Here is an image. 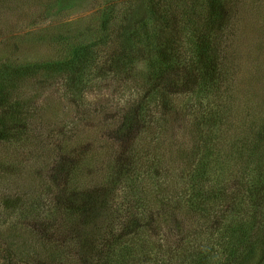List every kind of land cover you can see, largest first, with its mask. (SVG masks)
Here are the masks:
<instances>
[{
    "label": "rangeland",
    "instance_id": "1",
    "mask_svg": "<svg viewBox=\"0 0 264 264\" xmlns=\"http://www.w3.org/2000/svg\"><path fill=\"white\" fill-rule=\"evenodd\" d=\"M164 1L171 3L175 16L178 3L198 13L208 0H0V88L11 92V97L29 100L31 114L35 108L25 136L0 141V248L8 245L14 252L10 260L0 256V264H94L88 243L91 233L118 214L123 222L122 237L129 240L132 236L131 243L146 235L150 251L157 256L168 254L164 250L169 249L172 258H177L180 250L173 249L176 241L191 245L193 239L180 237L192 231L186 223L195 221L193 214H184V198L180 197L183 185L175 174L181 163L176 157L181 152L187 156L196 123L214 106L210 101L223 109L226 123L222 127L230 137H251L264 123V0L227 1L229 20L218 35L222 70L227 71L219 97L213 98L200 88L184 59L181 67L177 65L175 60L184 54L179 51V55L173 46V65L166 74L170 79L165 82L171 93L165 94L163 118L155 112L150 122L130 132H125L115 115L130 98L128 90L133 92L128 81L124 85L122 79H99L89 74L93 83H99L85 92V101L77 107L59 77L37 73L11 78L8 72L12 66L67 59L77 47L96 43L100 55L96 65L107 64L113 52L126 49L140 74L161 38V26L170 30L152 20L155 4ZM107 18L103 28L102 20ZM132 30L142 41L130 49ZM181 46L185 53L188 45ZM153 138L161 152L152 162L158 163L142 177L147 192L144 220L139 218L140 210L124 209L119 202L113 165L132 157L125 156L130 146L147 165L151 153L143 155L141 151L152 145ZM228 175L224 178L230 182ZM77 192L88 195L93 217L67 215ZM160 199L164 201L162 212L157 208ZM168 202L184 215L182 226L181 220L165 215ZM113 210L117 215L108 219ZM263 241L262 234L258 245L262 257ZM202 243L203 237L197 236L196 247ZM260 262L264 264V258Z\"/></svg>",
    "mask_w": 264,
    "mask_h": 264
},
{
    "label": "trees",
    "instance_id": "2",
    "mask_svg": "<svg viewBox=\"0 0 264 264\" xmlns=\"http://www.w3.org/2000/svg\"><path fill=\"white\" fill-rule=\"evenodd\" d=\"M227 1L230 0H208L203 11L198 13H194V8L190 9L184 6V3H178L175 16L171 13L172 5L168 1L155 4L152 20L156 21V24H165L170 30L161 26V38L154 44L153 55H150L146 69L140 74L135 69V60L126 49L113 52L108 57L107 64L96 65L100 57L96 43L77 47L67 59L12 66L8 68V72L11 78L37 73L40 76L46 75L47 78L59 77L61 85L68 90L73 104L77 107H80L79 102L85 101V92L91 86L98 85L99 80L93 83V78L122 79L124 85L128 81L133 92L128 90L130 98L124 101V105L118 108L115 115L125 132H130L137 125L150 122L155 112L162 113L165 94L171 93L166 89L165 82L170 79L166 78V74L173 65L170 54L173 46L179 55L180 52L184 54L178 55L180 58L175 60L177 65L181 67L184 59L185 67L189 73L190 70L193 71L200 88L213 98L220 96L221 81L227 71L222 70L218 35L229 20ZM107 23L108 18L102 20L103 28H106ZM174 25L177 31L171 32ZM157 31L159 32L158 28ZM142 35L149 39L147 34ZM130 36L129 40L133 42L130 49H133L134 45L142 40L134 30L130 32ZM178 37H181V44ZM104 38L109 39L108 34H105ZM182 44L188 45L185 53ZM89 74H92L93 78L89 77ZM168 85L171 87L169 83ZM210 106L213 107L202 114L196 123L187 156L184 152L176 154V160L181 163L175 174L180 176L183 185L180 197L184 198V214H193L192 220L195 221L193 224L185 222L191 225L192 231L184 232L186 236L180 237L193 239L191 245H184L187 242L180 245L176 241L173 249L180 250L177 258H172L169 249L164 250L168 254L157 256L150 251L152 246L145 239L146 235L139 236L131 243L129 242L132 236L129 240L122 237L123 222L120 220V214L117 215V211L113 210L108 219L117 215L114 219L94 228L95 232H90L93 235L88 243L93 249L94 264H151V259L154 264H261L260 261L264 257L260 256L262 251L258 245L262 234L264 237V123L258 126L259 129L251 137L233 138L226 134L225 126L222 127L226 120L222 118L223 109L219 103L210 101ZM31 108L26 98L11 97V92L8 94L4 88H0L1 142L21 139L26 135L30 119L35 112L34 108L31 114ZM160 118H163L162 114ZM156 144L157 139L153 138L152 145L141 151L143 155L151 153L149 160H146L147 165L142 164V158L135 154L138 150L130 145L129 151L121 155L131 154L132 159L128 160L127 156L123 160L125 163L121 160L113 165L119 202L124 204V209L134 207L140 210L139 218L144 220L147 192L142 177L144 172L158 163H152L161 152ZM177 151H180L179 147ZM186 157L187 160H184ZM225 174H229L230 182L224 178ZM77 193L78 197L69 205L67 215L70 218L93 217L94 212L88 195ZM163 205L164 201L160 199L159 207L157 206L159 212L163 211ZM167 207L164 211L167 218L181 220L182 226L184 215L179 214L176 207L170 206L169 202ZM197 236H202L205 241L198 248L195 244ZM259 251L261 253H258ZM13 253L8 245L0 248V256L4 260H10ZM155 258H161V261Z\"/></svg>",
    "mask_w": 264,
    "mask_h": 264
}]
</instances>
